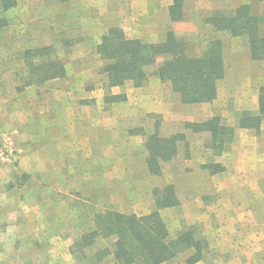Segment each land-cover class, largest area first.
I'll return each mask as SVG.
<instances>
[{"label": "rangeland", "instance_id": "374dc122", "mask_svg": "<svg viewBox=\"0 0 264 264\" xmlns=\"http://www.w3.org/2000/svg\"><path fill=\"white\" fill-rule=\"evenodd\" d=\"M52 1L15 0L16 10L11 9L6 17L0 12V23L8 19L11 28L0 29V264H67V262L86 264L85 260L79 259V255L67 261L62 254L67 244L72 242V245L79 238L81 227L85 229L94 227L95 211H115L114 206H107V204L97 208L90 207L92 197L96 196L102 202L105 200V195H110L111 192L112 198L119 204L115 209H119L120 213L141 216L149 214L155 208L153 189H162L166 185L174 186L179 201L177 207L164 209L160 213L170 237L174 238L177 234L191 230L194 238L202 239L204 244L203 259L199 261V264H227L228 256L220 253L221 249L219 250L225 243L222 244L221 241L218 247L215 245L212 230L214 224L210 226L207 219L210 211L207 209L208 206H204L219 199L220 195L214 192L212 182L209 184V181L201 176L194 185L191 184L190 178L185 176L195 170L203 169L198 162H204L205 165L210 166V164H218L223 158L216 156L212 150L207 152L210 154L207 158L199 149L194 158L190 159L189 148L195 145L196 151L202 144L210 146L209 139L195 140L196 134L185 126L188 123L186 120L165 123L158 116H148L145 110L148 108L149 100L153 102L163 99L171 102L179 100L169 87L168 89L166 85L154 87L155 89L148 94L142 93L139 88L133 89L132 83L126 82L124 83L126 86L122 89L110 90L106 88L105 77L99 73L103 63L99 61L95 48L100 36L106 30L118 27L128 38L155 43L160 41L155 25L151 20L150 22L145 19L142 21L141 16L137 17V15H134V24H132V21L128 19L125 21V18L107 14L103 15L101 20L104 29L99 30L96 28L98 24L92 22L93 15L83 13L85 6L81 4V0L66 2L54 0L64 5L55 7L51 12L49 9L43 12L44 4ZM96 1L101 3V0ZM113 1L120 2V7L123 9L130 4L134 7V11L137 9L138 13H141V0ZM205 5L201 4L202 9ZM213 5H218L220 8L224 6L219 10L223 12L241 5L248 6L252 14L263 18L261 34L264 35V1L215 0ZM181 6L182 10L183 7L187 8L184 13L185 19H194L197 29L192 33L177 34L186 42L189 53L198 55L211 41V32L207 30L205 20L218 10L208 14L204 11L198 13L199 11H194L195 5L183 4V0ZM62 7L64 17L61 18V13L58 12H61L59 10ZM90 18L93 19L90 20ZM23 22L28 23L25 29L23 27L21 30L19 26ZM129 23L131 25H127ZM15 24L17 29L14 28ZM214 38L221 42L222 56L228 71L235 68L241 69L242 67L236 62L243 60L247 53L244 42L240 38L231 37L228 33ZM47 46L54 50L55 55L64 64L66 71L64 78L52 80L40 86H23V78L28 71L23 61V53L28 49ZM161 61L162 59H159L148 72L152 74ZM244 69H246L245 66H243ZM247 70L250 75H253V69ZM232 74L228 73L227 80L223 83L237 84V90L241 92H238L234 98L242 101L253 97L254 84L250 86L252 90L250 88V90H244L242 88L247 83L245 77H239L238 80L232 79ZM148 78L152 80L156 77L150 75ZM148 84H150L149 81L146 86ZM262 84L264 81L257 84V91ZM246 87H249L248 83ZM87 91H95L92 94L96 95H87ZM124 91L129 96L126 101L114 103L105 101L106 96ZM82 102L90 104L84 105ZM228 102L232 103L233 99ZM92 112H96L102 119H107L105 122L109 123H105L107 124L105 128L112 131L111 136L117 139V143H120L127 130L135 132L142 130L145 134H151L156 129L162 137L183 134L185 140L178 144L176 158L161 165V175H150L149 180L141 179V173L138 171L139 158L134 163L135 174H137L134 176L135 174L129 173L132 165L130 159L120 155L118 159H112L116 171L111 169L112 172H107L103 176L93 173L92 166L95 162L92 159H86L85 175L65 174L63 171L67 165L76 163L75 159H69L71 152L65 151L63 144V140L68 138L70 129L67 126L68 119L77 118L78 114L88 118ZM105 128L94 129L87 125L82 133L91 136L105 135ZM73 134H77V128ZM140 140L143 143L144 137L141 135ZM192 140L194 141L189 146ZM143 154L146 156L144 150ZM227 158H224L223 162ZM79 179L84 180L86 188L76 197L75 193H68L67 188L68 184L76 186ZM93 183L102 187H112V190L96 192L94 195L89 190ZM190 185L192 189L195 187L200 191H190ZM201 194L205 195L198 197ZM106 200L108 201V196ZM57 201L59 203L64 201L69 205L76 204V211L86 214L84 220L74 224L72 223L74 218L71 217L70 223L58 222L65 210L61 212L59 207L54 206ZM132 211L134 212L131 213ZM75 213L71 210L70 214ZM111 241L112 239L98 240L96 247L97 249L105 248ZM190 251L179 254L174 260L172 259L171 263L184 264V260L193 252V250ZM233 257L237 259L236 261L241 260V256ZM261 259V264H264V256ZM101 263L113 264L112 258L106 257Z\"/></svg>", "mask_w": 264, "mask_h": 264}, {"label": "trees", "instance_id": "16d2710c", "mask_svg": "<svg viewBox=\"0 0 264 264\" xmlns=\"http://www.w3.org/2000/svg\"><path fill=\"white\" fill-rule=\"evenodd\" d=\"M62 2L70 0H60ZM262 2L264 0H257ZM182 0H173L169 7V18L173 22L185 20ZM14 0H0V10L14 7ZM263 18L254 15L246 5L228 12L214 11L205 23L214 31L226 32L240 38L252 61H264V35L261 34ZM96 54L103 64L99 73L106 79V88L131 82L134 88H141L150 75L169 84L182 104H205L216 98L217 82L223 78L225 64L220 40L213 39L198 55H191L186 42L173 31L166 33L164 40L147 43L138 38H128L122 29L111 27L100 36ZM150 74L148 70L158 63ZM27 75L23 86H40L65 76V67L50 47L28 49L23 53ZM121 97V96H120ZM118 95L106 96L107 102H120ZM257 114L242 113L239 127L258 131L264 117V84L257 92ZM193 133H208L210 148L220 155L232 141L234 132L220 124L218 117H211L203 123H186ZM139 135L144 137L145 162L151 176L161 175V165L171 162L178 154V144L184 142L183 134L162 137L155 131ZM211 173L222 170L219 164L202 166ZM155 210L146 215L124 214L106 210L93 217L94 228L82 234L71 246L69 252L79 255L86 264H99L111 257L113 264H161L171 261L187 250H193L185 264H194L203 259L202 239H195L191 230L171 238L158 211L179 205L173 185L152 191ZM111 240L105 248L96 247L98 240ZM78 257V256H77Z\"/></svg>", "mask_w": 264, "mask_h": 264}, {"label": "crops", "instance_id": "0c3cea01", "mask_svg": "<svg viewBox=\"0 0 264 264\" xmlns=\"http://www.w3.org/2000/svg\"><path fill=\"white\" fill-rule=\"evenodd\" d=\"M141 1L142 5L140 7V14L138 13L139 11L137 9L136 11H134V7L130 4H127L128 6L123 9L120 7V2L116 3L113 0H101V3H98L96 0H81V4L85 6V8L83 9L84 14L93 15L94 19L92 18V20L90 18V20L98 24L96 28L99 30H102L103 28V24L101 23L103 15L107 14L125 18V21L128 19L129 21H132V24H134V15H137V17L141 16L142 21H144V19L145 21L151 20L153 22L152 24L155 25V28L158 31L157 36L160 41L164 40L166 33L169 31H173L179 34H187L188 32L192 33L197 29V23H195L194 19H185L178 22H173L170 20L169 7L173 0ZM214 2L215 0H183V4H187L190 6L195 5L194 11H199L198 13H202V11H204L205 14H208V12H211L213 10L223 9L224 6H222L221 8L218 5L214 6ZM202 3L207 5L204 6V9H202L201 7ZM62 5H64V3L59 1L54 2L53 0L49 4H44L45 10L43 12L48 11V9L51 12L55 7H60ZM16 8L17 7L15 2L14 7L6 11L0 10V12L3 13L4 17H6L9 15V11L11 9L16 10ZM186 9V7H183L184 13L187 11ZM59 11H61L58 12L61 13V18L64 17V8L62 7ZM32 13L30 14L32 15ZM40 13L42 14V12ZM37 14L39 13L37 12ZM158 16H160V18H158ZM4 20H2L3 22L1 21L0 23V29H9L10 27L8 24V19ZM30 21L32 22L33 19ZM27 23L28 22H23L19 26L21 30L23 27L25 29ZM131 23L127 25H131ZM206 26L207 30L211 32L210 40H213L215 39L214 37H218L222 34L227 35L226 32L214 31L213 28L208 24H206ZM14 28L17 29L16 24L14 25ZM236 63L239 64L242 68H235L234 70L228 71V68L225 66L224 76L217 82V94L216 98L212 102L205 104H182L176 98V100L173 102L166 99L154 102L152 100H149L148 108H146L147 110L145 111L148 116H158L159 119L163 120L165 123H174L179 120H186L188 123H203L211 117H218L221 125L233 129L234 136L232 141L227 145L225 151H223L220 155H217L223 158L220 161L221 163H218L222 168L221 171L211 173L207 168H203L200 171L195 170L193 172H190L189 175L186 174L185 176L187 178H190L192 185H194L196 183V180L201 176L203 179L209 181V184L212 182L211 186L213 187L214 192L220 195L219 199L217 198L216 201L204 206H208L207 209L208 211H210V216H208L207 218L209 220L208 222L210 223V226L211 224H214L212 230L214 232L213 241L215 242V245L218 247L219 242L221 241L222 244L225 243L222 248H219V250L221 249V252L218 250L217 251L220 253H224L225 256H228L229 261L227 264H261V258L264 256V117H262L257 132L240 128L239 120L242 113L248 112L250 114L256 115L258 112L257 84L264 81V61H252L246 53L245 57H243V60L241 59ZM243 66H245L246 69L243 70ZM248 68L253 69V75H250V73L247 72ZM228 73H233L231 76L232 79L234 78L238 80L239 77H245L244 79L248 83L249 87H246V83L242 88L244 90H252V87L250 86L254 84L253 87L255 86V90H253V97L251 96L250 99L245 98L242 101L234 98L238 92H241V90H237V84L235 83L232 85L223 83L227 80ZM148 81L150 84L146 86ZM151 81H153V83ZM147 83L145 84L146 87L143 86L139 88L140 90H142V93L150 94V92L161 85H166L167 89L168 87L170 88L168 83L161 82L158 78L152 80L148 78ZM124 86L126 85L123 84L121 86L112 87L110 88V90L114 88L122 89ZM133 89L138 88L133 87ZM87 92V95H96L92 94L95 91ZM112 95L123 96V102L129 98L126 91ZM232 99L233 102L229 103L228 101H231ZM82 104L85 105L90 103L82 102ZM96 115V112H92L90 113V115H88V118L80 116L78 114L77 118L68 119L67 126L70 129L67 134L68 138L67 140H63V144L66 148L65 151L71 152V154H69L68 156L69 159H75L76 163L73 165L69 163L63 173H67L68 175H85L86 159H92L93 162H95V164H93L92 166V168L94 169L93 173L95 175L103 176V174L107 172H112L111 169L116 171V166H114L115 163L113 160L118 159L120 155L127 159H130L129 161H131L132 163L131 169L129 168L130 175L135 174L136 168L134 166V163L135 160L139 158L140 165H138V171L141 173V179L149 180L150 174L145 162L146 156H144L143 154L144 148L143 143H141L140 140V135L133 130H127V132H125V135H123V137L121 138L120 143H117V139L111 136L112 131L109 128H105V126L107 125L105 123H109L105 122V120L107 119L103 118V120L102 118H100V115ZM87 125L91 126L94 129H102L104 127V132H106V134H97L91 136L86 133H82L83 130H85V127L87 128ZM76 128L77 134L74 135L73 131L76 130ZM194 134H196L195 140L201 141V139L203 140L204 138L205 140L209 139L210 144V136L208 133ZM193 141L194 140L189 142V146ZM194 148L195 145L189 148L190 159L194 158L199 149L203 152V154L205 153V157H210V154H207V152H210L211 148L207 144H202L200 148L197 147L196 151L194 150ZM226 157H228L226 160L227 163L226 161L223 162L224 158ZM230 159H232L231 162ZM101 160H103L104 162H102ZM229 162L231 166H229ZM198 164L202 166L205 165L204 162H198ZM136 175L137 174H135L134 176ZM68 185L69 186L67 189L69 190L67 192L75 193L74 196L76 197H78L80 192H83L86 188L85 182L82 179H79L76 186H70V184ZM194 188L192 189L190 185V191H200ZM89 190H91V193H94V195H96V192H105L108 190L110 191L112 190V187H102L101 185L98 186V184H94L89 187ZM109 194L110 195H105V200H102V202L101 199H98L96 196L92 197L90 199L89 206L97 208L107 204V206H114L116 208L119 204L116 199L112 198V193L110 192ZM203 195L201 194L198 197H201ZM107 196L108 201L106 200ZM77 200L79 201L78 198L76 199V201ZM64 201H62L61 203L57 201L54 204V206L60 208L61 212L65 210L62 218L58 220V222L70 223L71 217L74 218V220L72 221V223L74 224L82 221V219L84 220L86 214H82V212L78 210L76 211V204L69 205L66 204V202L64 203ZM81 206L84 207L83 205ZM115 208L113 210H115L116 212H120L119 209ZM71 210H74L76 213L70 214ZM162 210L158 211L159 215ZM97 212H99V210L95 211V213ZM133 212L134 211H132L131 213ZM93 228L90 227V229H85L81 227L79 229L78 237H80L84 233L90 232L91 230H93ZM71 243L69 245H71ZM69 245H66L65 252L62 254L63 258L65 257L67 261H70L72 257L77 255L71 254L69 252ZM187 251L189 252L190 250ZM234 255L241 256V260L236 261L237 259L233 257ZM173 260L161 264H173L171 263ZM183 263L185 264V260ZM67 264L71 263L67 262ZM194 264H199V262Z\"/></svg>", "mask_w": 264, "mask_h": 264}]
</instances>
